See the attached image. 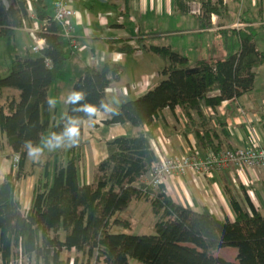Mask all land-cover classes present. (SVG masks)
Here are the masks:
<instances>
[{"label": "trees", "instance_id": "16d2710c", "mask_svg": "<svg viewBox=\"0 0 264 264\" xmlns=\"http://www.w3.org/2000/svg\"><path fill=\"white\" fill-rule=\"evenodd\" d=\"M30 1L36 10L34 21L29 13ZM129 0H126V2ZM222 0H202L199 19L202 28L212 27L211 16L221 13ZM43 0H13L9 6L0 1V38L9 42L15 52L14 36L18 28L38 23V36L45 39L42 49L24 56L14 54L10 72L0 74V94L15 89L19 96H7L0 103V131L13 155L19 156L16 169L0 183V241L3 256L11 246L34 257L39 264H68L64 252L74 250L72 264H234L217 256L225 247L237 250V264H264V214L242 205L233 188L225 189L236 212L235 220L219 219L209 209L197 211L173 201L157 189L150 195L136 183L158 161L149 134L159 114L169 108L181 109L195 127V134L217 152L214 136L207 127L204 107L234 101L251 92L255 86L256 69L264 63V51L257 46L255 31L264 27V0L258 16L259 26L227 29L236 35L238 48L222 59L202 58L190 64L189 59L170 46L151 45L146 49L166 60L162 80L145 94L124 101L109 110L106 90L119 79L123 67L106 62L101 68L89 66L77 77L65 116L50 125L51 106L48 101L53 82L57 81L66 60L71 56L68 39L58 21L48 15ZM121 51L132 53L129 45ZM85 106L95 108L88 112ZM100 111H109L106 124L130 123L138 131L131 136H117L107 142V156L98 164L91 183L81 180L79 162L84 145V121L95 118ZM76 121L79 135L65 137L51 156L56 165L51 182L48 168L45 180L36 183L31 206L24 211L16 194V181L25 174L29 145L38 147L46 133L62 135L71 121ZM200 127H196V125ZM150 201L155 221L153 234L115 233L114 226L129 228L130 221L120 217L132 201ZM134 261H137L136 263Z\"/></svg>", "mask_w": 264, "mask_h": 264}, {"label": "crops", "instance_id": "0c3cea01", "mask_svg": "<svg viewBox=\"0 0 264 264\" xmlns=\"http://www.w3.org/2000/svg\"><path fill=\"white\" fill-rule=\"evenodd\" d=\"M0 1L5 6H9L13 0ZM43 1L47 6L48 15L55 17V0ZM67 1L75 11L71 19L74 26L73 38L82 48L73 51L68 41L71 56L66 60L59 78L53 82L49 91L50 100L56 101L55 106H51L50 125L65 116L72 84L89 66L101 68L106 62L122 65L120 78L112 81L106 90L109 110L118 108L124 101L145 94L163 78L161 71L166 65V60L148 51L147 47L151 45L170 46L173 50L185 55L190 64L202 58L222 59L212 56L215 55V42L218 38H224L227 42L230 40L228 38L236 36L226 31L227 29L244 28L250 24L259 26L263 22L261 17L259 22L254 14V11L259 13L263 0H222L220 6L222 13L212 14V27L210 28L201 26L199 16L202 0ZM217 1L212 0L213 3ZM231 3H238L241 7L238 20L228 15ZM245 9L249 13L247 19L242 17ZM35 12L30 1L29 13L33 21ZM188 15L196 16L197 23L195 22L191 29H175L179 17H188ZM249 21H251L250 24ZM38 26V23L34 22L33 27L25 25L18 28L13 41L14 48L16 49V42L21 44L24 52H32ZM190 33L197 35L195 39L198 43L195 47L196 51H189L190 53L195 52V57L191 58L189 53H184L183 41L178 45H173L170 41L173 35L182 36ZM200 37L208 38L207 45H203L202 48L199 47ZM124 44L131 46L134 51L132 53L121 51L120 47ZM201 51L207 52L208 57L201 56ZM260 69L264 70V63L256 69L255 86L251 92L234 101H223L215 108H203L208 125L202 130L211 129L218 133V138L212 136L215 139V147L224 149L264 145V84L262 80L259 85L258 72ZM124 87L128 89L127 92L123 91ZM7 89L0 94V103L4 102L7 96H19L18 90ZM108 117L109 111H100L95 118L84 121V145L79 170L81 180L85 183H91L94 180L98 164L107 156L109 140L121 135L131 136L138 131L130 123L106 124L105 120ZM196 127L200 125L197 124ZM144 130L149 134L156 154V149L161 147L166 148L170 155L195 153L205 157L213 151V148L206 144V140L204 142L195 134L193 123L189 122L181 109L172 111L165 108L150 126L144 127ZM5 142V135L0 131V183L12 171L13 154ZM48 142V137L46 140L43 138L38 146L41 152L28 155L25 174L16 181V194L24 211L31 206L36 183L45 180L47 168L48 182L52 180L56 160L51 156L53 147L50 148ZM142 178L144 176L136 183L139 187L142 184ZM226 185L233 188L239 201L249 212L255 208L256 211L264 214V168L231 165L205 177L188 172L185 175H176L171 178L161 186L160 191L166 193L177 203L188 205L197 211L207 208L219 219L233 221L236 218V212L225 189ZM155 193L148 194L152 196ZM20 248L12 245L10 254L4 257L0 241V264H39L33 256L23 254ZM68 256L71 257L68 264H72L76 256L75 251L62 254L63 259ZM91 264L105 263L93 259Z\"/></svg>", "mask_w": 264, "mask_h": 264}, {"label": "built area", "instance_id": "2783aa9c", "mask_svg": "<svg viewBox=\"0 0 264 264\" xmlns=\"http://www.w3.org/2000/svg\"><path fill=\"white\" fill-rule=\"evenodd\" d=\"M55 19L62 28V34L70 42L71 49L80 50L73 38L74 26L71 22L75 15L74 9L67 0H55ZM45 45V39L38 36L32 46L33 52H39ZM127 92L126 87L123 88ZM158 161L153 164L150 171L142 178L141 187L147 193H153L166 184L176 175H185L193 172L198 176H209L213 172L227 168L231 165H240L249 168H264V145H250L246 148H225L217 152L212 151L205 157L195 153L170 155L165 148H157ZM19 156L13 155L12 168L16 169Z\"/></svg>", "mask_w": 264, "mask_h": 264}, {"label": "rangeland", "instance_id": "374dc122", "mask_svg": "<svg viewBox=\"0 0 264 264\" xmlns=\"http://www.w3.org/2000/svg\"><path fill=\"white\" fill-rule=\"evenodd\" d=\"M228 9H229V12H228L229 17H233L234 20H238L240 10H241L240 5L238 3H231ZM254 14L256 16V19H259V22H260V17L258 16L256 11H254ZM242 17L246 19L249 18V13L246 12V9L243 12ZM174 19H176V17ZM240 19L242 20V18ZM195 22L197 23V18L194 15H188V17L180 16L179 21L175 24V27H176L175 29H178V30L191 29V27H193V24L195 25ZM195 36L197 35L194 33H190V34L182 35V36L173 35L170 41L173 43V45H178L179 42L183 41L184 46H185L184 53H189V56L191 58V57H195L194 56L195 52L190 53L189 51L190 50L196 51L195 47L196 45H198V43H196L197 40L195 39ZM228 39L230 40H228L227 42L224 38L217 39V41L215 42V46H216L215 55L212 57L223 58L228 53L237 50L239 43H238L236 36L230 37ZM255 39H256V43L258 47L261 50H264V27L257 28V30L255 31ZM207 43H208L207 37H200V43H199L200 48H202L203 45H207ZM8 45H9V42L7 40L0 38V74L3 76L7 75L10 72L11 67H12V56L15 53L21 56H24L26 54V52H24L21 49L22 46L20 43L18 44L15 42V46H16L15 52L10 51ZM31 53L35 55L38 54L37 52H33V51ZM200 55L208 57L207 52L203 53L201 51ZM262 80L264 84V70L260 69V71L258 72L259 85L261 84ZM7 90H10V89H7ZM11 90H14V89H11ZM48 135L49 133L45 134L44 140H46ZM162 148L164 147H161V149ZM119 216L124 219L129 220L131 226L129 228L123 227V226H114L112 231L115 233H129V234H137V235L155 233L154 226H155L156 218L154 217L152 213L151 204L147 200L140 199L139 201H136V200L132 201L129 207L125 211L121 212ZM216 255L223 257L229 260L230 262H233L234 264H237V261H236L237 250L234 247L222 248L216 252ZM64 256L66 257L65 254ZM134 262L136 263L137 261H134Z\"/></svg>", "mask_w": 264, "mask_h": 264}, {"label": "clouds", "instance_id": "9594fccd", "mask_svg": "<svg viewBox=\"0 0 264 264\" xmlns=\"http://www.w3.org/2000/svg\"><path fill=\"white\" fill-rule=\"evenodd\" d=\"M73 102L78 101L81 99V96L79 93L73 94V96L70 98ZM49 105L54 107L56 101L55 100H49L48 101ZM85 110L88 112H95V108L91 107V106H85ZM79 135V128H78V124L76 121H71V123L69 124V126H67L65 128V131L62 135H55L53 134V139L55 141V143H53L52 141L48 142V146L51 147H59L60 144L62 143V141L64 140L65 137L68 138H74L76 136ZM41 152V149L39 147H32L31 145H29V155H35Z\"/></svg>", "mask_w": 264, "mask_h": 264}]
</instances>
